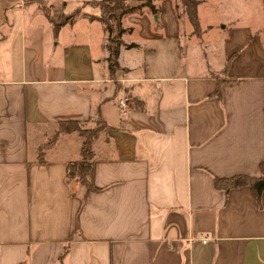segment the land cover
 <instances>
[{"label":"crops","instance_id":"crops-1","mask_svg":"<svg viewBox=\"0 0 264 264\" xmlns=\"http://www.w3.org/2000/svg\"><path fill=\"white\" fill-rule=\"evenodd\" d=\"M43 1L81 12L55 30L37 0H0V264H264V191L215 187L261 176L264 0L248 11L259 25L231 29L218 59L215 43L184 39L180 0L136 8L115 79L109 34L89 19L100 11L82 7L100 0ZM98 117L93 188L67 179L78 133L37 162L59 123Z\"/></svg>","mask_w":264,"mask_h":264},{"label":"trees","instance_id":"trees-1","mask_svg":"<svg viewBox=\"0 0 264 264\" xmlns=\"http://www.w3.org/2000/svg\"><path fill=\"white\" fill-rule=\"evenodd\" d=\"M156 0H100L84 2L83 6H90L94 9H99L100 15L98 17H89L90 21L97 20L104 24L106 31L109 34L108 39V74L111 79L116 78V74L119 71L118 55L122 46L121 36L123 30L121 28L122 18L133 12L136 8L147 7L153 15L157 14V11L153 5ZM40 4V9L46 19L52 23L55 30L68 23V21L79 15L80 10L77 9L73 14H64V6L54 8L47 6L43 0H37ZM184 7L185 14L188 21L194 31L199 29L198 23V6L200 2L198 0H180ZM131 3H138L137 7L131 6ZM105 123L98 117L94 120V127L92 129H83L77 122H63L59 123L58 130L53 134L49 140L38 149L37 162L43 164L45 159V152L53 147L58 141L61 135L78 133L82 138V144L80 147L79 160L67 165V179L69 183H76L80 187L93 188L92 187V175H93V146L98 140L100 135L106 131ZM261 176L259 178L248 176L231 177L224 180H216L215 187L224 192H228L231 189L239 188L242 186H249L254 195L259 197L264 191V163L260 165Z\"/></svg>","mask_w":264,"mask_h":264},{"label":"rangeland","instance_id":"rangeland-1","mask_svg":"<svg viewBox=\"0 0 264 264\" xmlns=\"http://www.w3.org/2000/svg\"><path fill=\"white\" fill-rule=\"evenodd\" d=\"M205 2L208 5L215 4V6L217 3V6L215 8L213 7L209 13V11L207 12L206 9L207 8L206 3L203 4L202 17H201L202 26H200V21L198 18L199 29L197 31H194V29L190 25L182 4L178 5L177 12L178 15L180 16L184 39L189 37V40L192 41L198 40L206 44L215 43L216 46L214 47L216 52V59H218L217 56L220 53L219 50L220 46L218 45V43L221 41L223 42L228 37L229 31L231 29L237 27H243V26L244 27L246 26V28L258 26L261 21V18L260 19L256 18V21L254 22L255 18L249 16V12H248V11H253L252 5H256L257 2H259V0H249V1L248 0L247 1L246 0H206ZM245 2H248L247 3L248 7L246 12L240 9V6L243 5ZM82 7H86V6L82 5ZM255 9L256 11H259L257 7ZM79 10L81 12V9ZM201 27L211 32L203 36ZM218 64L219 63H217V65ZM81 130H83V128Z\"/></svg>","mask_w":264,"mask_h":264},{"label":"built area","instance_id":"built-area-1","mask_svg":"<svg viewBox=\"0 0 264 264\" xmlns=\"http://www.w3.org/2000/svg\"><path fill=\"white\" fill-rule=\"evenodd\" d=\"M128 102L126 97H122L121 99L118 100V106L121 109H124L126 107V103Z\"/></svg>","mask_w":264,"mask_h":264}]
</instances>
